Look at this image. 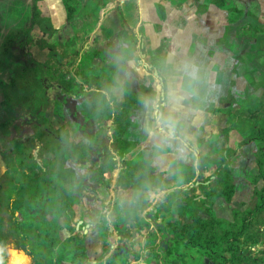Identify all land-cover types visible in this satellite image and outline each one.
Listing matches in <instances>:
<instances>
[{"label":"trees","instance_id":"1","mask_svg":"<svg viewBox=\"0 0 264 264\" xmlns=\"http://www.w3.org/2000/svg\"><path fill=\"white\" fill-rule=\"evenodd\" d=\"M40 1L2 0L0 4L1 9L9 12L15 8L23 16L21 5L28 3L24 25L21 21L3 22L0 16V55L18 59L22 66L17 72L25 76L26 87H32L26 95L29 102L6 110L7 117L0 122V134L9 142L0 150V260H7L5 250L13 242L22 253H12L8 264H27L28 259L33 264H128L111 253L114 234L108 219L103 218L87 232L83 225L77 227L88 184L99 179L95 156L102 151L104 166L116 170L120 162L122 167L114 231L128 237L135 227L145 224L141 222L147 213L154 224L137 230L139 251L165 250L175 264L197 247L196 258L201 264H264V56H258L261 69L250 72L251 85L259 95L249 98L242 113L247 135L230 143L220 156L205 159V163L216 165L217 173L212 184L200 186L205 189V198L194 201L197 195L192 188L183 193L187 201L183 209L171 207L179 199H170L167 204L160 199L157 211L154 207L146 213L162 189V176L153 166L126 158V132L132 109L142 102V89L120 76V65L113 57L114 31L99 25V16L83 12V27L64 40L51 20L42 15ZM63 2L72 25L81 3ZM213 2L226 11L244 12L233 4L229 7L228 0ZM158 10L165 19L160 2ZM262 30L253 26L249 33L256 36ZM40 53L42 57H38ZM152 59L149 64L160 71L159 59ZM94 60L99 61L96 71ZM70 94L85 97L72 117L65 111V96ZM50 101L52 116L47 114ZM249 154L255 179L261 183L241 197L238 183L242 178L226 165L237 155L248 158ZM81 166L89 168V177L81 176ZM237 194L240 197L236 198ZM219 199L223 203H218ZM221 205L229 207L230 218L219 215ZM165 207L168 210L162 214ZM160 216L162 222L166 220L164 226L156 225ZM170 216L176 217L173 220ZM167 235L171 237L166 249L160 241Z\"/></svg>","mask_w":264,"mask_h":264},{"label":"crops","instance_id":"2","mask_svg":"<svg viewBox=\"0 0 264 264\" xmlns=\"http://www.w3.org/2000/svg\"><path fill=\"white\" fill-rule=\"evenodd\" d=\"M78 1L81 6L72 25L63 0H41L39 9L64 40L83 27V12L99 16V25L114 31L113 57L120 65V76L135 81L142 89V102L132 109L126 132V158L151 165L162 176V189L146 213L158 203L161 206L160 199L165 204L179 199L171 207L183 209L187 202L183 193L192 188L197 195L194 201L205 198V189L200 186L212 184L217 176L216 165L205 163V159L220 156L230 143L248 133L242 113L248 108L249 98L259 95L251 85L250 72L261 69L258 56L261 43L264 45V0H228L244 11L241 15L217 7L213 0ZM159 2L165 9V19L160 18ZM251 26L263 30L249 37ZM154 56L162 65L160 71L148 62ZM93 65V71L99 69L98 60ZM84 98L66 95V113L74 116ZM95 159L99 179L88 184L87 201L76 219L89 222L92 228L103 218L109 223L115 220V205L120 200L117 180L122 168L120 162L116 170L104 166L102 151ZM246 159L237 155L227 161L226 167L233 163L241 166ZM240 169H234L233 175L241 178ZM80 174L89 177L91 172L81 166ZM167 210L165 207L162 214ZM144 218L151 217L147 213ZM159 221L156 225L162 223V217ZM111 231L117 238L113 227Z\"/></svg>","mask_w":264,"mask_h":264},{"label":"rangeland","instance_id":"3","mask_svg":"<svg viewBox=\"0 0 264 264\" xmlns=\"http://www.w3.org/2000/svg\"><path fill=\"white\" fill-rule=\"evenodd\" d=\"M0 0V4H1ZM28 3H24L21 6L18 5L19 7H21V10L23 12V16H21V12H16L15 8L10 10L9 12L3 10L0 8V16L3 19V22H8L10 23L11 21H21L22 24L24 25L27 22L28 16L26 17V13H27V5ZM24 5V6H23ZM229 7L231 6V4H228ZM19 9V8H18ZM253 27V26H251ZM248 33L252 31V28H248ZM249 37H254V33H249L248 34ZM261 42H259L260 44ZM261 49L259 50V52L261 53L262 57L264 56V45L261 43ZM36 49H34L35 51ZM249 52H253V50L250 48ZM38 54V53H37ZM36 54V55H37ZM35 55V56H36ZM41 55H43V53H40V56L38 57H42ZM30 62V61H29ZM22 64H20V61H18V59H13L10 56L7 55H0V97L5 98V101L3 102V106H1L0 104V121L4 120L5 117H7V113L5 112L6 110H12V107L17 106V104H20V106H22V101L28 103L29 101L26 99V95L32 90V87L27 88L25 85V81L26 78L25 76H22L19 74V72H17L20 68H21ZM14 80V81H13ZM6 93V95H5ZM7 96V97H6ZM27 100V101H26ZM53 105H52V101H50V105L47 108V114L52 116L53 115ZM9 145V142L7 140H5V138H3V136L0 134V150L3 148H7ZM6 146V147H5ZM226 152V151H225ZM224 152V153H225ZM232 153H229V156H231ZM248 163L247 162H243L241 161V166L239 163L235 164V168L234 166H231L230 170L232 171V174H235V170L239 171V167H241V171L243 172V175L241 176L242 180L240 181V183H238L239 185V190L241 192V197L250 194V189L252 188V186L254 184L259 185L261 182H257L255 179V175H256V171L254 168H252V154H249L248 156ZM235 169V170H234ZM1 170V167H0ZM214 180V179H212ZM256 181V182H255ZM239 193V192H238ZM243 195V196H242ZM240 197V194H237V197ZM218 212L220 216H223L225 218H230L231 213H230V209L228 206L225 205H221L218 208ZM106 213V211H105ZM107 214V213H106ZM173 220L175 219V217L170 216ZM151 219H144L143 222H141L143 224V226H151L154 225L153 223H150ZM166 221V220H165ZM165 221L162 222V226H164ZM79 222V221H78ZM113 222H111V227H113ZM88 223V225H87ZM85 223V221L83 220L81 222V224L77 223V225L79 224V226L83 225V229H90L92 228L89 222ZM158 223H160V221H158ZM133 232V231H132ZM117 233V232H116ZM117 235H120L119 233H117ZM171 237V236H170ZM128 237L125 236L123 239L119 240V237L114 234V237L111 236V240H110V244H114L115 246H117L115 249L111 250L115 251L116 255L118 256V260H127L130 262V264H165L166 261H171L172 264H174V260L171 259L170 254H165V250H160L158 249L156 252H151V253H146L144 251H137L138 252V256L137 258H134V253L133 251H131L130 253H123L122 255H120V246L123 244H127ZM166 242V240H164ZM169 241V240H168ZM134 250H138V245L134 246ZM7 252L8 258L7 260H5L3 262V264H8L9 258L11 256L12 253L15 252H19L22 253L19 249L16 248V244L11 242L8 247L5 250ZM197 247L194 248V250L189 254V255H185L183 258L179 257V259H176V263L175 264H201L200 262L197 261ZM182 258V259H181ZM27 264H33V262L31 261V259H28Z\"/></svg>","mask_w":264,"mask_h":264},{"label":"flooded vegetation","instance_id":"4","mask_svg":"<svg viewBox=\"0 0 264 264\" xmlns=\"http://www.w3.org/2000/svg\"><path fill=\"white\" fill-rule=\"evenodd\" d=\"M142 228H143V226H137V227H135L133 229V232L131 231V235L128 236V240H127L128 242H127V244H123V245L120 246V255H122L124 253V251L127 252V253H130L131 251H133L134 258H137V256H138V252L137 251H139V249L136 250V251L134 250V246L138 245L136 243V233H137V230H141ZM117 236L119 237V240H121V239H123L125 237V236H122V235H117ZM110 246H111V250H113V249H115L117 247L114 244H111ZM168 247H169V244H168ZM111 253L112 254H116L115 251H112ZM127 263L130 264L129 261H127Z\"/></svg>","mask_w":264,"mask_h":264},{"label":"water","instance_id":"5","mask_svg":"<svg viewBox=\"0 0 264 264\" xmlns=\"http://www.w3.org/2000/svg\"><path fill=\"white\" fill-rule=\"evenodd\" d=\"M155 75L159 77L158 71H155ZM168 128H170L169 125H168ZM192 186H193V185H192ZM159 206H160V203H158V204L156 205L155 211H157V209L159 208ZM81 222H82V221H79L78 223L81 224ZM79 224L77 225V227H79ZM158 225H161V226H162V224H158ZM86 232H87V231H86ZM169 238H170V235H167L165 240L167 241V240H169ZM160 245H161V246H164L165 248L168 247V244H167L164 240H162V241L160 242Z\"/></svg>","mask_w":264,"mask_h":264},{"label":"clouds","instance_id":"6","mask_svg":"<svg viewBox=\"0 0 264 264\" xmlns=\"http://www.w3.org/2000/svg\"><path fill=\"white\" fill-rule=\"evenodd\" d=\"M0 264H3V261L2 260H0Z\"/></svg>","mask_w":264,"mask_h":264}]
</instances>
